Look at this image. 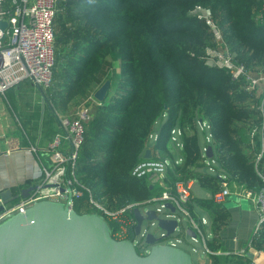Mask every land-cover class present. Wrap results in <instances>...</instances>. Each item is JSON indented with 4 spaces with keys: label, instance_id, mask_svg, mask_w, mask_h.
<instances>
[{
    "label": "trees",
    "instance_id": "obj_1",
    "mask_svg": "<svg viewBox=\"0 0 264 264\" xmlns=\"http://www.w3.org/2000/svg\"><path fill=\"white\" fill-rule=\"evenodd\" d=\"M196 5L211 10L238 62L264 71L262 0H58L55 64L50 85L43 91L42 125L49 137L58 129L59 115L74 112L84 101L91 106L75 162L82 191L73 205L77 213L100 214L94 203L110 209L146 205L157 187L150 188L132 170L146 148L151 158L173 161L170 132L174 127L181 131L183 161L168 168L165 183L193 181L212 194L218 192L217 175L200 170L205 158L199 121L208 125L211 134L216 173L248 189L264 186L259 176L264 175V155L256 161L260 98L245 90L240 80H231L225 68L206 63V51L216 50V42L204 20L188 15ZM12 8L11 0L3 1L6 12ZM106 79L110 85L105 99L90 103L88 97ZM37 117L30 118V127H23L26 139L34 140L30 132L39 128ZM161 117L165 118L150 144L148 137ZM252 129L256 132L251 140ZM41 152L36 154L45 157L46 150ZM194 204L213 213L206 246L216 252L229 213L212 197H191L186 207L195 219ZM180 236L185 238L184 233ZM248 248L264 252V223L251 235ZM247 254L208 257L211 264H248Z\"/></svg>",
    "mask_w": 264,
    "mask_h": 264
},
{
    "label": "built area",
    "instance_id": "obj_2",
    "mask_svg": "<svg viewBox=\"0 0 264 264\" xmlns=\"http://www.w3.org/2000/svg\"><path fill=\"white\" fill-rule=\"evenodd\" d=\"M3 1L0 0V21H6L7 27L3 31L0 29V96L5 97L9 89L26 81H30L43 92L50 85L52 68L55 64L54 20L58 11V0H11L13 8L10 12L3 9ZM188 15L204 20L213 31L216 50L206 51V63L209 66L225 68L231 80H240L245 90L254 92L260 98L259 110L262 113V123L259 128V151L256 154V161H258L264 155V71L251 70L233 57L224 43L221 31L212 20L209 8L196 5L188 12ZM259 18L264 22V17L259 15ZM218 43L222 46V53L217 47ZM88 100L90 103H99L94 99L93 94L88 97ZM90 107L84 101L74 112L66 116H58V129L46 141V156L35 154V168L31 178V186L35 189L25 199L5 206L4 211L0 213V222L11 214L23 213L31 204L47 198H58L73 209L74 202L82 196L75 176V162L82 140L83 124L89 119ZM198 123H201L202 133L205 130L208 131V125L205 122ZM176 130L181 137L180 129ZM176 130L173 128L170 132L172 152H176V155L173 154V161L169 158L143 157L132 170V175L145 178L151 187L160 188L158 197L151 199L152 204L157 203V206L153 208L158 214L170 217V212L164 204H172L175 215L181 220L186 218L188 227L196 234L194 239L184 232L185 238L176 237L170 240L171 245L175 246L176 243L183 241H200L206 256L213 253L220 254L217 251H210L206 246L208 235L205 231V219L193 218L186 207L192 197L193 181L176 180L172 184L165 183L168 168L183 161L182 142L174 136ZM19 131L23 133L21 127ZM43 131L42 124H39L37 142L45 137ZM255 132L254 129L249 132L251 140ZM151 138L155 140L156 135L151 133L148 140ZM210 139L211 134L208 133L205 136L206 143L210 142ZM205 147L202 148L205 158L203 164L211 166L215 161L205 157ZM37 148L38 146L34 144L30 146V150L35 153ZM216 175L220 179V190L212 194L213 202L222 204L224 199L232 194L246 198L258 215L256 231L260 224L264 223V186L248 189L235 182H229L223 173H216ZM259 176L264 180V175L259 174ZM94 205L107 220L113 239L130 240L140 255L147 253L148 247L144 239L148 230L141 228L138 235L134 234L136 221L133 217V208L137 206L136 204L130 203L118 209H110L96 203ZM236 254L242 258L247 251L242 249ZM248 264L257 263L251 259Z\"/></svg>",
    "mask_w": 264,
    "mask_h": 264
},
{
    "label": "water",
    "instance_id": "obj_3",
    "mask_svg": "<svg viewBox=\"0 0 264 264\" xmlns=\"http://www.w3.org/2000/svg\"><path fill=\"white\" fill-rule=\"evenodd\" d=\"M6 27L7 22L1 20L0 29ZM109 85L106 79L94 90L97 102L105 99ZM204 155L213 158L211 145L205 147ZM143 157H151L149 148ZM34 189L28 186L14 195L8 189L0 192V213ZM164 206L170 217L158 214L154 208H133L135 235L144 221L160 232L157 237L148 230L144 239L148 251L140 255L130 240L112 238L107 220L98 212L77 213L58 198L37 201L23 213L11 214L0 222V264H193L191 254L184 248L160 243L184 232L196 238L195 232L175 215L173 205Z\"/></svg>",
    "mask_w": 264,
    "mask_h": 264
},
{
    "label": "crops",
    "instance_id": "obj_4",
    "mask_svg": "<svg viewBox=\"0 0 264 264\" xmlns=\"http://www.w3.org/2000/svg\"><path fill=\"white\" fill-rule=\"evenodd\" d=\"M43 103V92L30 81L9 89L5 97L0 96V192L8 189L14 195L31 186V178L35 168V154L38 150L45 153L48 137L45 136L37 142L35 139L37 130H32L30 135L34 137V140L26 139L24 130L22 133L19 129L20 127L23 129L24 126L30 127L32 125L30 118L34 115L37 117L38 110L37 120L39 124H42L45 115ZM37 108L39 109L37 110ZM42 127L45 133V126L42 125ZM24 140L27 144H24ZM33 144L38 146L36 153L30 150V146ZM207 145L205 143L201 146L203 148ZM200 170L206 173L201 168ZM209 170L213 172V176L216 174L213 167ZM193 186L194 182L191 184L192 197L210 198L212 196L210 189L201 188L198 185L199 190L195 192ZM222 205L227 209L229 217L227 224L219 233L220 247L217 252H220L219 255L235 254L246 249L251 235L255 232L258 215L246 198L233 194L227 196ZM193 208L197 218H203L207 223L209 221V229L206 233L210 237L213 213L196 204L193 205ZM186 225L188 226V224ZM246 251L251 253L250 259L255 260L257 264H264V252H256L251 248L246 249ZM207 259L210 263L208 256Z\"/></svg>",
    "mask_w": 264,
    "mask_h": 264
},
{
    "label": "rangeland",
    "instance_id": "obj_5",
    "mask_svg": "<svg viewBox=\"0 0 264 264\" xmlns=\"http://www.w3.org/2000/svg\"><path fill=\"white\" fill-rule=\"evenodd\" d=\"M217 47L218 49L220 50V53H222V46L220 43L217 44ZM165 117H161L154 125L153 127V131H152V134L153 135H156V133H158V130L159 128L161 127V123L162 121L164 120ZM201 124V123H200ZM200 124L198 123L196 126H197V129H198V134H199V139H200V144L203 146L205 145L206 143V140H205V136L208 135L209 131L205 130L204 134L202 133V130L201 129V126ZM175 130L178 129V127H174ZM174 136L177 140L181 141V137L180 135L178 134L177 130L175 131L174 133ZM154 138H151L149 139V142L151 144L152 140ZM206 144H209L211 145L212 144V141H210V143H206ZM212 146V145H211ZM174 155H176V152H173ZM209 167H212V164L211 166H206L204 164H201V169L204 170L206 173L208 174H211L213 175V172L211 170H209ZM156 189V187L154 188ZM193 190L195 192H197L199 190V187H198V184L196 182H194V186H193ZM160 193V189H156V194L155 196L152 198V199H156L158 197ZM152 200H150L148 203H145L146 205L145 206H142V208H153V207H156L157 206V203L155 204H152L151 202ZM206 217L208 218V216L206 215ZM182 221L187 224V220L186 218H182ZM208 221V220H207ZM209 221L208 223L206 222V225H205V229H206V232L207 230L209 229ZM142 229H147L149 230L151 233H154L157 237L160 235V232L156 229V227L153 225V226H149V224L144 221L143 224H142ZM170 240H173V239H165V240H162L160 243L162 244H169ZM177 246H180L182 248H184L185 250H187L190 254H191V257H192V261H193V264H208L209 261L207 259V256L206 254L204 253V250L202 248V245H201V242L200 241H197V242H191V243H186V242H178L176 243ZM193 249H196L197 251H194ZM211 264V263H209Z\"/></svg>",
    "mask_w": 264,
    "mask_h": 264
}]
</instances>
